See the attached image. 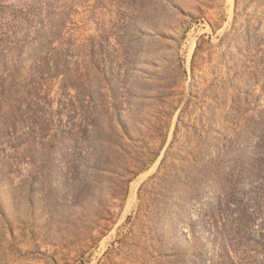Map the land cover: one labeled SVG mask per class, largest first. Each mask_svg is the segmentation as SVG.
Returning a JSON list of instances; mask_svg holds the SVG:
<instances>
[{
	"label": "rangeland",
	"instance_id": "rangeland-1",
	"mask_svg": "<svg viewBox=\"0 0 264 264\" xmlns=\"http://www.w3.org/2000/svg\"><path fill=\"white\" fill-rule=\"evenodd\" d=\"M0 264H264V0H0Z\"/></svg>",
	"mask_w": 264,
	"mask_h": 264
}]
</instances>
